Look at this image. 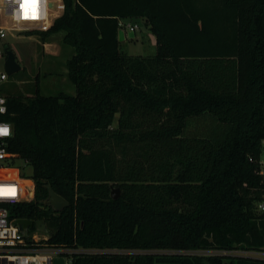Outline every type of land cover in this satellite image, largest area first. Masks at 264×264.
Listing matches in <instances>:
<instances>
[{
	"label": "trees",
	"instance_id": "1",
	"mask_svg": "<svg viewBox=\"0 0 264 264\" xmlns=\"http://www.w3.org/2000/svg\"><path fill=\"white\" fill-rule=\"evenodd\" d=\"M62 1L50 29L26 32L62 33L75 93L0 86L7 159L31 165L33 186L9 217L43 220L35 245L70 250L68 264H264L226 254L264 251V0ZM133 18L153 55L121 50L118 22ZM46 184L68 207L44 204Z\"/></svg>",
	"mask_w": 264,
	"mask_h": 264
},
{
	"label": "built area",
	"instance_id": "2",
	"mask_svg": "<svg viewBox=\"0 0 264 264\" xmlns=\"http://www.w3.org/2000/svg\"><path fill=\"white\" fill-rule=\"evenodd\" d=\"M63 8L62 0H36L34 6H25L24 0H0V41H3L8 34L13 36L24 31H47ZM26 16L28 18H25ZM33 16L35 18H32ZM118 25L124 32H134L137 29L136 24L131 25L128 22L119 21ZM0 57L5 58L1 50ZM7 78L8 74L5 72L3 63V69L0 70V86ZM5 103V97L0 93V108L4 109L0 115L6 113ZM0 125L9 126L8 134L0 135V160L5 164L0 163V264H51L47 249L35 245L46 237H38L36 230L31 232V228L23 230L16 223L17 219L9 217L10 204L27 201L22 198V195L29 183L20 175L21 170L15 172L10 170V160L7 159L4 139L12 135V126L2 119H0ZM257 172L264 175V138L260 141ZM255 207L258 213L264 215V193Z\"/></svg>",
	"mask_w": 264,
	"mask_h": 264
},
{
	"label": "rangeland",
	"instance_id": "3",
	"mask_svg": "<svg viewBox=\"0 0 264 264\" xmlns=\"http://www.w3.org/2000/svg\"><path fill=\"white\" fill-rule=\"evenodd\" d=\"M136 24L137 29L134 32L125 31L128 38L121 41L120 48L125 53L131 55L149 56L155 53V38L153 33L147 28L142 18L127 19L123 23ZM126 27H124L125 29ZM62 33H55L45 40L36 33H28L26 31L19 34H8L7 37L0 41V50L4 53L6 45L13 51L15 60L21 66L18 72L8 75L7 80L3 83L4 86L8 83H14L15 92L26 94L30 92L32 85L36 84V77L38 78L39 91L43 95H54L60 91L68 94H74L75 89L73 84L66 76V60L73 52V48L61 43ZM5 54V53H4ZM5 58L0 57V70L3 69ZM31 85V86H30ZM196 128L200 131L205 130L206 125L211 124L209 120L198 119L195 122ZM115 125V124H114ZM2 162L0 160V163ZM10 170L15 172L17 170L23 171L24 177L31 174V165L24 159H16L9 165ZM27 182V181H26ZM29 183V182H27ZM22 198L30 199L29 184L25 187V193ZM38 237H47V233L35 231ZM64 251V252H62ZM57 248H48L47 252L51 258V264H68L70 250H62ZM94 250H86L85 252H92ZM123 253H137L144 252L138 250L118 251ZM212 251H204L203 253H210ZM153 253H171L170 251H153ZM187 253V252H186ZM190 253H198L190 252ZM215 253V252H213ZM232 255H250L254 257L264 258L263 251L242 252L234 250L226 254ZM222 254H225L222 252Z\"/></svg>",
	"mask_w": 264,
	"mask_h": 264
},
{
	"label": "water",
	"instance_id": "4",
	"mask_svg": "<svg viewBox=\"0 0 264 264\" xmlns=\"http://www.w3.org/2000/svg\"><path fill=\"white\" fill-rule=\"evenodd\" d=\"M118 41H122L124 38V31L118 29ZM5 61L4 69L8 75H12L15 72H18L21 69V66L15 60V55L10 49L4 48ZM20 175H23V171H20ZM47 190V197L43 201L44 204L49 206L53 211H60L63 208L68 207L69 203L61 195L57 194L49 184L45 185ZM119 188H113L111 190V197L113 199L118 198ZM16 223L23 229L34 228L37 231L47 233V228L43 220H31L26 218H19L16 220Z\"/></svg>",
	"mask_w": 264,
	"mask_h": 264
},
{
	"label": "snow or ice",
	"instance_id": "5",
	"mask_svg": "<svg viewBox=\"0 0 264 264\" xmlns=\"http://www.w3.org/2000/svg\"><path fill=\"white\" fill-rule=\"evenodd\" d=\"M35 2L36 0H24L25 6H28V5L34 6ZM25 18H28V17L26 16ZM32 18H35V16H33ZM7 134H8L7 129H0V135H7Z\"/></svg>",
	"mask_w": 264,
	"mask_h": 264
},
{
	"label": "crops",
	"instance_id": "6",
	"mask_svg": "<svg viewBox=\"0 0 264 264\" xmlns=\"http://www.w3.org/2000/svg\"><path fill=\"white\" fill-rule=\"evenodd\" d=\"M51 6H54V4H51ZM120 21H123V22H125V21H127V19H125V20H120ZM127 39H129L128 38V36H127V34H126V32H124V38H123V40L122 41H125V40H127ZM119 42H121V41H119ZM73 53V52H72ZM72 55V54H71ZM70 55V56H71ZM66 71H67V69H66ZM26 181V180H25ZM29 187H30V197L32 198V196H33V191H32V185L29 183ZM30 198V199H31ZM30 199H27V200H30Z\"/></svg>",
	"mask_w": 264,
	"mask_h": 264
},
{
	"label": "clouds",
	"instance_id": "7",
	"mask_svg": "<svg viewBox=\"0 0 264 264\" xmlns=\"http://www.w3.org/2000/svg\"><path fill=\"white\" fill-rule=\"evenodd\" d=\"M4 109L0 108V112H3ZM0 129H7V132H9V126L8 125H0Z\"/></svg>",
	"mask_w": 264,
	"mask_h": 264
}]
</instances>
